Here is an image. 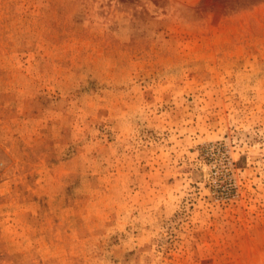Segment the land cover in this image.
Wrapping results in <instances>:
<instances>
[{"label": "rangeland", "instance_id": "rangeland-1", "mask_svg": "<svg viewBox=\"0 0 264 264\" xmlns=\"http://www.w3.org/2000/svg\"><path fill=\"white\" fill-rule=\"evenodd\" d=\"M0 264H264V0H0Z\"/></svg>", "mask_w": 264, "mask_h": 264}]
</instances>
